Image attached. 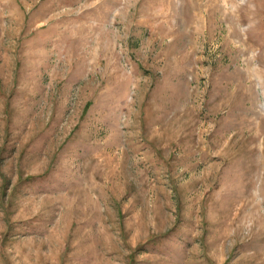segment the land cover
<instances>
[{
	"label": "rangeland",
	"instance_id": "1",
	"mask_svg": "<svg viewBox=\"0 0 264 264\" xmlns=\"http://www.w3.org/2000/svg\"><path fill=\"white\" fill-rule=\"evenodd\" d=\"M0 264H264V0H0Z\"/></svg>",
	"mask_w": 264,
	"mask_h": 264
}]
</instances>
